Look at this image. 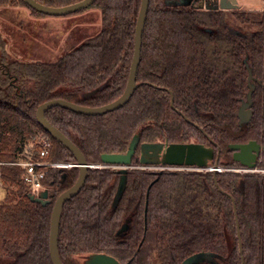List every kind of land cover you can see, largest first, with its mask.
<instances>
[{
    "label": "trees",
    "instance_id": "obj_1",
    "mask_svg": "<svg viewBox=\"0 0 264 264\" xmlns=\"http://www.w3.org/2000/svg\"><path fill=\"white\" fill-rule=\"evenodd\" d=\"M37 1L63 6L80 0ZM201 1L149 0L138 86L123 106L100 115L61 106L45 112L89 164H100L102 153L125 152L135 136L139 142L214 145L224 168L241 166L232 159L231 145L264 144V13L205 8ZM5 5L45 15L23 0H0V7ZM139 5L140 0H95L84 9L100 10V30L54 60L11 58L0 30V264H52L51 210L79 169L50 168L43 180L48 188L43 205L30 199L20 167L9 162L24 157L37 131L51 143L48 160L76 162L39 125L35 110L53 98L99 106L122 93ZM227 11L236 22L255 28L233 24ZM248 68L255 88L251 116L241 120ZM104 82L94 95L81 96ZM136 157L115 207L120 172L107 166L89 168L81 190L64 203L58 238L63 264H80L77 256L91 252L112 255L122 264H178L196 252L204 253L198 264H264V173L223 169L214 179L211 170L140 168Z\"/></svg>",
    "mask_w": 264,
    "mask_h": 264
},
{
    "label": "water",
    "instance_id": "obj_2",
    "mask_svg": "<svg viewBox=\"0 0 264 264\" xmlns=\"http://www.w3.org/2000/svg\"><path fill=\"white\" fill-rule=\"evenodd\" d=\"M94 1L95 0H80L63 6H49L42 4L37 0H23L26 5L45 15H65L74 13L90 6ZM148 6L149 0H140L134 30L133 56L129 68L128 79L124 90L117 98L99 106H86L63 98H53L40 103L35 110L36 120L39 125L55 140L60 142L63 146L71 151L74 158L76 159V162L78 164L77 167L79 169L78 177L75 182L58 194L51 210L49 228V253L52 264H63L58 251V238L60 219L64 203L75 196L81 190L87 178L89 168L107 166L117 168L120 172V178L112 202V206L115 207L125 189L127 168L131 166L132 156L134 155L135 150L138 146L139 139L136 136L133 137L129 142V145L125 152L102 153L100 155V164H89L76 144L73 143L64 133H62L45 117V112L53 106H61L78 113L100 115L123 106L129 100L135 88L138 86V83L136 82V71L140 61L142 32L147 17ZM208 7L226 9L232 8L233 6H226L222 2H217V5L210 6L209 4H205V8ZM248 70L249 90L247 92L246 100L241 102L238 109V116L241 120H249L251 116V95L255 88V84L251 82L252 75L250 68H248ZM106 84L107 82H104L89 91H84L81 93V96H92L97 91L106 86ZM172 103L173 100L171 94V104ZM244 108H248V115L246 118H242L241 116ZM231 149L233 150L232 159L239 162L243 166L244 170L251 171L256 169V158L259 156H261L262 164L264 165V145L257 142L256 140H249L246 143L233 144L231 145ZM139 150V162L144 166H173L178 168L188 167L195 170H211L214 173V179L215 173L219 171L217 169L219 152H217V158L214 165L212 166L213 168L209 169V164L214 158V149L212 146H207L201 142L193 140L188 142H171L166 144V146H163L162 142L157 141L141 142L139 144ZM30 199L34 202H39L44 205L48 202V190H42L38 196L30 195ZM233 207L237 227L239 249L241 252V239L234 201ZM125 227L126 225H123L121 230ZM77 258L79 259L80 264H122L114 256L102 252L80 254L77 256ZM203 259L204 253L196 252L184 257L181 261L178 262V264H198ZM126 264H128V262Z\"/></svg>",
    "mask_w": 264,
    "mask_h": 264
},
{
    "label": "rangeland",
    "instance_id": "obj_3",
    "mask_svg": "<svg viewBox=\"0 0 264 264\" xmlns=\"http://www.w3.org/2000/svg\"><path fill=\"white\" fill-rule=\"evenodd\" d=\"M171 1L175 3L190 2L189 0ZM238 1L241 4L238 9L264 13V0ZM200 4L217 5V0H202ZM226 10L230 11L229 8ZM228 11L227 13H229ZM229 18L233 24L242 29L255 28L252 24L236 22L230 13ZM100 27V10L95 7L65 15H36L28 7L22 5L0 7V30L7 38V51L11 58L17 57L32 61L54 60L86 37L98 32ZM24 84L27 86L31 84V81ZM247 110L248 108L243 109L242 118L247 117ZM41 134V131L35 132L31 142L39 138ZM258 168L263 169L264 167L258 166ZM240 172L243 170L240 169ZM260 172L264 173V169Z\"/></svg>",
    "mask_w": 264,
    "mask_h": 264
},
{
    "label": "built area",
    "instance_id": "obj_4",
    "mask_svg": "<svg viewBox=\"0 0 264 264\" xmlns=\"http://www.w3.org/2000/svg\"><path fill=\"white\" fill-rule=\"evenodd\" d=\"M49 138L43 134L33 142H31L23 152L24 157L9 162L20 167L22 180L31 191V195L38 196L39 193L47 189L43 180L50 168H70L77 167V162L72 161H51L47 159L50 149ZM213 167H209L212 169ZM219 171L223 170L218 166Z\"/></svg>",
    "mask_w": 264,
    "mask_h": 264
},
{
    "label": "flooded vegetation",
    "instance_id": "obj_5",
    "mask_svg": "<svg viewBox=\"0 0 264 264\" xmlns=\"http://www.w3.org/2000/svg\"><path fill=\"white\" fill-rule=\"evenodd\" d=\"M153 142H156V141H153ZM157 142H162L163 143V146H166V144H168V143H171V142H168V141H166V140H157ZM198 142V141H197ZM141 142H139L138 143V146H137V148H136V150H135V153H134V155H136L137 157V159H138V161H139V155H140V150H139V144H140ZM260 143V142H259ZM262 144V143H261ZM262 145H264V144H262ZM214 145H212V147H213ZM214 149V148H213ZM232 152H233V150H232ZM134 155L132 156V160H133V157H134ZM216 158H217V151L215 152L214 151V158H213V162L215 163V160H216ZM140 163V162H139ZM214 163H213V165H214ZM239 163V162H238ZM262 164V160H261V156H259V157H257L256 158V169H254V170H251L252 172L253 171H257V172H260L261 170H263V169H261V168H258V165L259 164ZM240 164V163H239ZM212 165V166H213ZM241 165V164H240ZM263 165V164H262ZM219 166V165H218ZM131 167H135L133 164H132V162H131V166L129 167V168H131ZM137 167H140V168H148V169H153V170H162V169H191V168H188V167H180V168H178V167H173V166H164V167H160V166H144V165H142L141 163L137 166ZM242 165L240 166V167H232V168H224L223 167V169H228V170H235V171H240V169L241 170H243V171H247V170H244V169H242ZM263 167H264V165H263ZM129 168H127V169H129ZM237 168H239V169H237ZM195 170V169H194ZM120 178V177H119Z\"/></svg>",
    "mask_w": 264,
    "mask_h": 264
},
{
    "label": "crops",
    "instance_id": "obj_6",
    "mask_svg": "<svg viewBox=\"0 0 264 264\" xmlns=\"http://www.w3.org/2000/svg\"><path fill=\"white\" fill-rule=\"evenodd\" d=\"M218 3H223L226 6H233L235 8H239L241 4H239L238 0H217Z\"/></svg>",
    "mask_w": 264,
    "mask_h": 264
}]
</instances>
